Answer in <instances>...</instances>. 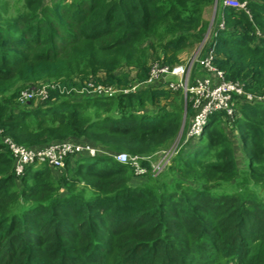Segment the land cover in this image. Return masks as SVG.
Here are the masks:
<instances>
[{
  "label": "trees",
  "instance_id": "obj_1",
  "mask_svg": "<svg viewBox=\"0 0 264 264\" xmlns=\"http://www.w3.org/2000/svg\"><path fill=\"white\" fill-rule=\"evenodd\" d=\"M237 2L244 6L218 0L203 57L211 51L225 79L262 96L264 0ZM213 3L0 0L3 136L33 148L71 140L100 150L71 156L64 168L30 164L18 175L0 139V264H264V101L233 94L231 115L213 112L160 171L141 159L145 170L136 173L114 154L167 150L190 104L167 82L112 96L91 92L143 84L145 60L133 77L114 69L152 35L178 31L164 44L173 55H162L178 61L186 35L206 31L203 10ZM46 80L56 87L45 100L12 108L21 87ZM82 87L91 93L75 96L72 88Z\"/></svg>",
  "mask_w": 264,
  "mask_h": 264
},
{
  "label": "built area",
  "instance_id": "obj_2",
  "mask_svg": "<svg viewBox=\"0 0 264 264\" xmlns=\"http://www.w3.org/2000/svg\"><path fill=\"white\" fill-rule=\"evenodd\" d=\"M226 5H232L236 7H243L244 2H237V0H223ZM199 64L211 73V76H192L191 79L185 80L189 65L184 64H168L156 60L150 65V74L148 79L143 84L135 83L132 87L115 90L112 87H103L98 85L94 87L91 92H99V94H106L112 96L116 91L127 93V91L135 90L139 85L150 86L157 82L166 83L167 86L173 90L180 89L184 95V98L189 100L191 107V124L187 130L186 139L191 137H198L205 129L209 116L213 112L225 111L231 115L233 113V107L231 105L232 95H238L247 101H264V95H255L253 93L244 90L243 85L240 82L227 80L224 78L223 73L216 69L211 64V51H208L203 59H198ZM172 78H178L174 80ZM162 79V81H161ZM56 87L53 82L38 85L31 89L22 91L19 98L22 100L35 99L36 101L45 100L48 97L49 89ZM66 89V88H65ZM61 89V91H65ZM74 90V88H72ZM82 90L89 91L87 88H80ZM67 90V89H66ZM1 142L10 150L14 160V170L16 174H22L24 168L30 164L47 163L56 168H62L65 165L66 159L78 155L87 154L89 156H95L100 150L95 148L87 142H76L71 140H64L53 142L44 147L33 148L27 147L22 144H18L8 136H3L0 130ZM185 142V141H184ZM177 145L169 147L167 150H163L161 160L155 164H167L170 157L176 152ZM114 158L121 163H129L132 165L136 173H143L144 168L140 166L141 159H150V156H128L126 152H119L114 155ZM153 171H160L158 165L154 166Z\"/></svg>",
  "mask_w": 264,
  "mask_h": 264
},
{
  "label": "rangeland",
  "instance_id": "obj_3",
  "mask_svg": "<svg viewBox=\"0 0 264 264\" xmlns=\"http://www.w3.org/2000/svg\"><path fill=\"white\" fill-rule=\"evenodd\" d=\"M217 2H218V0H214V3L212 6L203 10V17H205L206 19H209V25H208L206 31L202 35H200V37L195 36V35H186L188 39H186V42L182 44L181 49L179 51H177V53H175V56L178 59V61L171 63L172 65L173 64H184V65L190 66V70L188 71L187 76L185 77V80L189 81L192 76H211V73L206 71L202 67V65L199 64L198 59H203V54L205 52L206 43H207L208 39L210 38L211 33L213 32V25H214V20H215L214 16L216 15ZM183 31L187 32L185 30H183ZM179 35L180 34L177 31L175 33L165 35V36H159L158 35L156 37V36L152 35L148 39H143L142 41H140V43L138 45L135 46V48L132 52V58H131L132 61L128 62L125 59H121L118 66L114 69L115 74L121 75L123 73H127L131 77H133L135 72H136V69H137L136 63L139 60L140 61L145 60V62L148 66H150L152 64V62H154L156 60L163 62V57H162L163 52H166L167 56L173 55L172 51H170L168 48L165 49V46H164L165 41L166 40H173V38H175L176 36H179ZM150 41H152V42L150 43ZM101 73L104 74V72H101ZM172 79L178 80V78H172ZM51 81H53V80L41 81L40 83L36 84V86H34V87H37L38 85H44V84L50 83ZM14 87L15 86L6 90V94L8 95L9 98H10L11 91ZM25 90H27V88L21 87L19 89V95H18V97L16 96V99H15L16 101H15L14 105L12 106L13 109L17 110L19 108H27L28 107L26 104H29L30 100H22L19 98L21 92L25 91ZM74 90L76 93L75 96H78V97H80L82 95V93H86V90H82L79 88H77V89L75 88ZM133 91L134 90H130V91H127V93H131ZM70 92H71L70 88H67V90L65 89V93H70ZM87 93L90 94L91 92L87 91ZM180 93H181V95L179 97L183 100L184 107H185V105L187 103L190 104V102H189V100L184 98V95H183L181 90H180ZM6 94L4 96H6ZM31 100H35V99H31ZM34 102L36 103V100ZM150 107H152V106L148 105V106H145L143 108H140L139 110L140 111H142V109L148 110V109H150ZM190 124H191V115L186 118V113H185V118L182 122V125L180 126L178 134L169 147L177 145L176 149H178V146H180L184 141H187V139H186L187 134L186 133H187V130H188ZM193 145L194 144H191V147H193ZM161 150L151 152L147 155V156H150L151 163H154V166L158 165L160 167V170L166 165L165 164L163 166V164H155L156 162H158L162 158V155H160V154L163 150L162 151ZM120 152H125V151H120ZM117 153H119V152H117ZM128 156H129V154H128ZM168 163H170V161ZM35 165H37V164H35ZM64 166L62 168H64Z\"/></svg>",
  "mask_w": 264,
  "mask_h": 264
},
{
  "label": "water",
  "instance_id": "obj_4",
  "mask_svg": "<svg viewBox=\"0 0 264 264\" xmlns=\"http://www.w3.org/2000/svg\"><path fill=\"white\" fill-rule=\"evenodd\" d=\"M161 81H162V79H161ZM184 118H185V110H184V113H183V115H182L181 125H182V122H183ZM181 125H180V126H181Z\"/></svg>",
  "mask_w": 264,
  "mask_h": 264
}]
</instances>
